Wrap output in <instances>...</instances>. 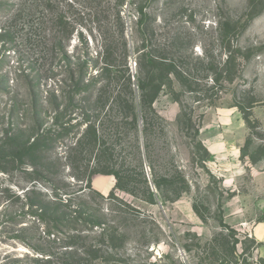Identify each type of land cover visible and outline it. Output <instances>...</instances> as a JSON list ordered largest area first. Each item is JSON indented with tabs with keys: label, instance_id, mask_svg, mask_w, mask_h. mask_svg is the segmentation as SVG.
<instances>
[{
	"label": "rangeland",
	"instance_id": "1",
	"mask_svg": "<svg viewBox=\"0 0 264 264\" xmlns=\"http://www.w3.org/2000/svg\"><path fill=\"white\" fill-rule=\"evenodd\" d=\"M118 2L0 0V264H264V0ZM140 7L148 46L181 37L166 53L181 57L186 87L158 97L145 136L141 120L138 133L116 107L77 89L61 133L47 99L60 76L49 38H67L93 66L104 38L123 35L127 55H115L110 84L131 77L137 90ZM36 113L48 169L35 173L30 159L7 156L36 139ZM89 120L102 133L100 166L130 173L128 191L102 173L89 187L66 167ZM88 159L76 169L93 166ZM59 202L69 222H56Z\"/></svg>",
	"mask_w": 264,
	"mask_h": 264
},
{
	"label": "trees",
	"instance_id": "2",
	"mask_svg": "<svg viewBox=\"0 0 264 264\" xmlns=\"http://www.w3.org/2000/svg\"><path fill=\"white\" fill-rule=\"evenodd\" d=\"M126 0H119V5ZM139 17L137 18L136 24L138 28L142 31L141 45L137 48L139 49L138 57V74H137V90L133 87V82L131 77L128 78L126 82L120 89H112L111 87V74L112 69L114 68L115 63L117 62L116 54L119 52V56L126 58L127 55V41L121 35V42L110 37L104 38V44L102 47V54L97 56L95 64L90 66L89 58L85 57H75L70 50V43L67 41V38L62 35H51L48 40V50L52 57H55V51L58 50L59 59V78L55 81V87L48 92L49 103L54 110L53 124L59 127L61 133H67L70 125L71 119H68L65 122H62L65 114L68 113L69 107L72 105L75 99V91L81 90L87 93V96L90 98L89 101L94 104H100L102 106H109L110 109L112 106L116 107L118 114L122 119H130V122L136 128V131L139 133V121H142V133L145 136L146 131L152 125L155 117H159L157 111L155 110L154 103L158 97L167 92L173 96L176 94L175 88L186 87L188 79L184 75V70L179 64L178 58L167 55V50H170L171 47L177 46L181 43V37L176 36L166 43L150 44L148 46L146 42L149 41L147 38V32L149 31V26L144 20L148 16L147 12L144 11L143 7L138 8ZM119 19L122 20L121 11H118ZM121 26L123 31V22L121 21ZM83 39V40H82ZM83 45L86 44L85 39L82 38ZM120 44V47H119ZM118 50H117V47ZM57 56V55H56ZM73 58L77 60L78 66L75 67L73 63ZM99 62L102 63V66H98ZM99 67V68H98ZM92 69V72L90 71ZM96 70L93 73V70ZM52 75L55 76L57 73H54L53 70H50ZM52 76V77H53ZM114 110V109H113ZM186 117V114H184ZM32 120L29 124V128H32L33 134H38L36 139L29 145L19 150H14L7 156V159L11 161L15 160H31L32 171H46L48 168L41 166V161L48 159L44 152L39 150L40 139L42 138L41 133H39L43 122L40 121V114L36 113L33 115ZM71 118V117H70ZM187 122H191V118H186ZM101 130L95 122L89 120L85 123V127L81 135L72 142V146L68 147L67 154V163L66 167L70 168L71 174L75 179L80 180L82 177L86 178L87 185L91 187V181L94 174L102 173L112 175L116 179V185L114 189H121L123 191H128L125 182L131 179V174L128 172H122L120 169L111 168L109 166H100L102 163H105L103 160L98 158L97 152L102 146L101 141ZM90 144L89 150L87 144ZM91 146L93 149L91 150ZM97 150V152H96ZM96 152V153H95ZM94 155L93 166L84 168L82 172L80 169H76L77 164L82 161L88 160L87 157ZM42 156V158H41ZM0 155V163H1ZM44 158V159H43ZM56 162H61V159L56 158ZM95 165V167H94ZM108 167V168H107ZM45 168V169H44ZM90 168V170H88ZM78 171L77 174L75 171ZM35 191V190H33ZM43 194L40 193V196ZM45 199V196H42ZM39 203L43 205V200L40 199ZM56 205V203H53ZM60 206L54 207V214L56 216V222L61 220L69 222V219H66L68 215L67 211L63 207L67 206L63 202L58 203ZM61 207V209H60ZM40 209L46 210V207H40ZM47 209H50L47 208ZM57 210V212H55ZM42 217V215L40 214ZM44 218V216H43ZM66 219V220H65ZM52 255V254H49Z\"/></svg>",
	"mask_w": 264,
	"mask_h": 264
}]
</instances>
